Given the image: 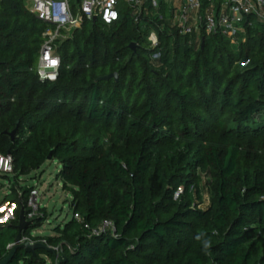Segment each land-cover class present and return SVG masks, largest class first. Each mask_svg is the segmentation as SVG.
Wrapping results in <instances>:
<instances>
[{"label": "trees", "instance_id": "obj_1", "mask_svg": "<svg viewBox=\"0 0 264 264\" xmlns=\"http://www.w3.org/2000/svg\"><path fill=\"white\" fill-rule=\"evenodd\" d=\"M26 4L0 0V154L13 159L15 205L0 261L34 190L20 178L57 161L81 220L33 237L41 208L22 237L62 251V264H264V22L248 16L233 37L182 33L175 3L147 0L137 16L121 4L116 23L85 22L58 41V76L43 82L49 27ZM104 221L115 233L93 235ZM10 264L58 257L20 250Z\"/></svg>", "mask_w": 264, "mask_h": 264}, {"label": "built area", "instance_id": "obj_2", "mask_svg": "<svg viewBox=\"0 0 264 264\" xmlns=\"http://www.w3.org/2000/svg\"><path fill=\"white\" fill-rule=\"evenodd\" d=\"M147 0H27V9L49 28L44 33L45 42L42 46L38 75L41 81H54L61 67V59L57 54L58 41L69 39L73 32L80 29L85 22H94V19L105 25H112L119 20V8L125 4L134 10V15H141ZM157 5L160 0H151ZM173 21L182 33L194 29L197 33L201 27L207 34H222L235 36L243 32V23L246 17L254 16L258 21L264 22V0H222L218 8L214 0H208V7L204 14L203 0H171ZM137 19V18H136ZM138 20V19H137ZM194 22V23H193ZM192 24H194L192 26ZM196 24V25H195ZM152 48L158 47V38L153 33L149 37ZM154 58H158L155 55ZM0 172L6 175L13 173V159L11 156L0 154ZM180 188L175 194V199L182 194ZM27 221H32L40 215L39 193L37 189L31 192L27 203ZM15 205L13 204V209ZM73 218L80 221L78 214ZM88 228V227H87ZM110 232L115 233V225L111 221H104L100 226L92 230L93 235H102ZM31 241L23 238V242ZM35 243L34 241H31ZM45 243V242H44ZM14 245V244H13ZM9 245L8 249H12Z\"/></svg>", "mask_w": 264, "mask_h": 264}, {"label": "rangeland", "instance_id": "obj_3", "mask_svg": "<svg viewBox=\"0 0 264 264\" xmlns=\"http://www.w3.org/2000/svg\"><path fill=\"white\" fill-rule=\"evenodd\" d=\"M163 2L170 8L172 7L171 0H163ZM26 5L29 7V3ZM63 41L64 39L61 40V42ZM60 170L61 165L59 162L48 161L40 170L33 172L29 176H23L19 180V186L37 189L40 207L46 210L48 216L42 227L33 231V237L54 236L57 227L63 228L73 218V210L71 208L72 195L63 190L62 182L57 179ZM6 176L14 179L12 175L0 172V224H5L14 218L15 208L13 209V204L7 200L13 183L11 181L14 180L10 181ZM203 181V207H207L209 204V192L206 187L205 177H203ZM48 263H50L49 260Z\"/></svg>", "mask_w": 264, "mask_h": 264}, {"label": "water", "instance_id": "obj_4", "mask_svg": "<svg viewBox=\"0 0 264 264\" xmlns=\"http://www.w3.org/2000/svg\"><path fill=\"white\" fill-rule=\"evenodd\" d=\"M93 23L96 24L97 19H94ZM130 47H131V49L135 50L134 44H132ZM112 78H115L117 80L118 75L117 74H110V75H107L105 77H102L100 80L101 81H109ZM16 132H17V129L14 130L10 134L12 139H14ZM31 224H32L31 221H27L26 216L24 214V209H23L21 212L20 223L17 226L18 234L16 236L13 248L10 250V252L8 253L6 258H4L0 261V264H10L12 262L14 256L16 255V253L20 250L25 251V253H27V254H34L35 251H37L39 249H43V250L47 251L48 253H52V254L56 255L58 257V264L64 263L66 261V256L63 254L62 251H61V254L58 255V253H57L58 251L56 248L50 247L44 242H35V243H32L31 241H28L25 243L23 242L22 236H23L24 232L28 229V227L31 226Z\"/></svg>", "mask_w": 264, "mask_h": 264}, {"label": "crops", "instance_id": "obj_5", "mask_svg": "<svg viewBox=\"0 0 264 264\" xmlns=\"http://www.w3.org/2000/svg\"><path fill=\"white\" fill-rule=\"evenodd\" d=\"M171 3H172V1H171Z\"/></svg>", "mask_w": 264, "mask_h": 264}]
</instances>
